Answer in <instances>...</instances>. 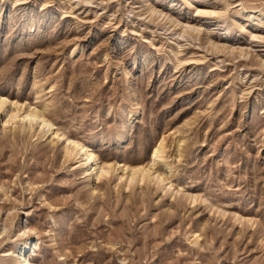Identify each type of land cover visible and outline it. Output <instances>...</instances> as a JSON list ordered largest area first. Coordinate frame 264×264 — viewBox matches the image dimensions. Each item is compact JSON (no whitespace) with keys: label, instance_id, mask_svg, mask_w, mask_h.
I'll use <instances>...</instances> for the list:
<instances>
[{"label":"rangeland","instance_id":"1","mask_svg":"<svg viewBox=\"0 0 264 264\" xmlns=\"http://www.w3.org/2000/svg\"><path fill=\"white\" fill-rule=\"evenodd\" d=\"M0 95L98 162L166 141L93 180L0 117V264H264V0H0Z\"/></svg>","mask_w":264,"mask_h":264},{"label":"bare ground","instance_id":"2","mask_svg":"<svg viewBox=\"0 0 264 264\" xmlns=\"http://www.w3.org/2000/svg\"><path fill=\"white\" fill-rule=\"evenodd\" d=\"M9 106H12L14 109L8 112ZM23 108H25L24 105L19 103L18 101H13L3 95H0V117L3 116L4 118V122H2V125L6 126L9 125L10 122L19 121L18 127L24 128L28 131H33L36 126L38 136H44L49 133L51 142L54 145L63 140L65 143V145L63 146V150L66 155L65 157L77 159V162L80 163L79 167L84 169L85 174L89 176V178H93V180L107 177V175L109 176L112 171H115L116 167V170L120 169L122 175L128 177L131 182L136 180V178L140 181H143L146 178L149 179V176L152 174L150 171L152 170L156 159L160 158L163 160L162 155L165 153L166 149V141L164 138L160 140L156 148L149 155L150 161L145 165L138 163L135 165H131L128 163V165L120 162L111 164L110 162L104 160L98 162L94 152H91L87 147H84V145L73 138H65L64 135L59 133L57 130L54 131L52 129L51 121L48 119V117H46L47 115L44 112V108L43 110H38L36 108L31 109L30 107L26 109ZM164 165L166 169L169 168L166 164ZM30 233L31 230L25 228L18 234V236H23L26 239L24 244L17 246V249L12 253L14 256L15 264H32L26 255L29 244L28 237Z\"/></svg>","mask_w":264,"mask_h":264}]
</instances>
